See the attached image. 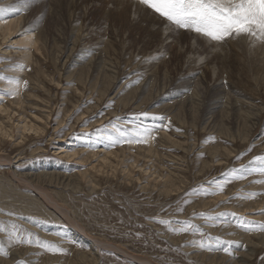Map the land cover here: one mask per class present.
<instances>
[{"label":"rangeland","instance_id":"1","mask_svg":"<svg viewBox=\"0 0 264 264\" xmlns=\"http://www.w3.org/2000/svg\"><path fill=\"white\" fill-rule=\"evenodd\" d=\"M1 7L0 264H264V0Z\"/></svg>","mask_w":264,"mask_h":264},{"label":"bare ground","instance_id":"2","mask_svg":"<svg viewBox=\"0 0 264 264\" xmlns=\"http://www.w3.org/2000/svg\"><path fill=\"white\" fill-rule=\"evenodd\" d=\"M215 1H217V2H219V3H221V4H223V5H230V4H232V3H240V0H215ZM123 4V3H122ZM136 5V4H135ZM137 8V7H136ZM139 9V8H138ZM144 9V8H143ZM131 10V9H130ZM140 10V9H139ZM141 11V10H140ZM144 11H145V9H144ZM143 12V11H142ZM147 12V11H146ZM8 13H10V10L7 8V7H1L0 8V16H4V15H6V14H8ZM130 13V12H129ZM128 13V14H129ZM135 14V13H134ZM153 16V15H152ZM154 19V18H153ZM157 19V18H156ZM161 21V20H160ZM158 22V21H157ZM162 22V21H161ZM256 22H257V25L256 26H253L251 29H248V30H246L244 33H242L241 31V33L239 32V34H237V36L238 35H240V34H242L243 36H241V37H245L246 36V39H250L251 40V38H248V37H250V35L252 36L253 34H255L256 32H259V34H258V36H257V39H256V42L254 43V44H252L253 45V47H259L260 45H261V43H264V28L262 27L263 26V22H261V21H259L258 19L256 20ZM159 23V22H158ZM165 23V22H164ZM219 24V23H218ZM233 24V23H232ZM235 24V23H234ZM20 25H21V22L20 21H17V22H15V23H10L9 25H7V26H5V27H2L1 28V30H3L4 31V36H5V38H7V36H11L12 34H14L15 32H17L18 31V29H19V27H20ZM230 25V24H229ZM236 25H238L237 23H236ZM170 27V26H169ZM222 27V26H221ZM229 27V26H228ZM231 27H232V25H231ZM230 27V29L233 31V27L231 28ZM172 28V27H171ZM217 29V26H216V24L214 25V23H213V29ZM219 28H220V24H219ZM167 29V28H166ZM216 29H215V31H216ZM220 30V29H219ZM236 30V29H235ZM191 33V32H190ZM189 33V34H190ZM236 33H237V31H236ZM198 35V34H197ZM194 36V35H193ZM195 36H196V34H195ZM194 36V37H195ZM236 36V37H237ZM198 37V36H197ZM199 38V37H198ZM239 38V37H238ZM201 39H203V38H201ZM255 40V39H254ZM253 40V41H254ZM260 40H263V41H260ZM207 41V40H206ZM240 41V40H239ZM242 41H244V38L242 39ZM248 41V40H247ZM243 43V42H242ZM251 43V42H250ZM30 44H32V38H30ZM242 46V45H241ZM251 46V45H250ZM35 47V46H34ZM73 50V49H72ZM72 53V52H71ZM101 60V59H100ZM80 62V61H79ZM99 64V63H98ZM264 65V64H263ZM91 69V68H90ZM112 71V70H111ZM115 72V71H114ZM112 73V72H111ZM110 76V75H109ZM115 76H116V74H115ZM264 76V75H263ZM114 77V76H113ZM262 83V82H261ZM144 86V85H143ZM113 87V86H112ZM190 95V94H189ZM229 97V96H228ZM113 98V97H112ZM189 99V98H188ZM178 102V101H177ZM254 108V107H253ZM256 109H257V107H256ZM177 111V110H176ZM178 114V113H177ZM171 115V114H170ZM176 116V115H175ZM257 116V115H256ZM180 117V116H179ZM178 118V117H177ZM256 119V118H255ZM180 120H181V118H180ZM23 130H24V132H32V131H34V132H38V130L37 129H35V127L34 126H28L27 124H25L24 126H23ZM2 133H4V135L6 136V137H10L11 136V134H9L7 131H5V132H3L2 131ZM64 140V139H63ZM167 141V140H166ZM171 145H172V143H171ZM108 154H110V153H108ZM150 154V153H149ZM65 155V154H64ZM112 155V154H111ZM68 156V155H67ZM124 157H125V155H123ZM72 157H74V155L72 156ZM102 157V156H101ZM68 158H69V156H68ZM100 158V157H99ZM110 159V155H105L104 157H102V161H104V162H108V160ZM112 159H113V157H112ZM10 161H11V159H9ZM6 157H4V156H0V162H2V163H6V164H11V162L9 161ZM115 160V159H114ZM119 160H120V158H119ZM122 160V159H121ZM148 160V159H147ZM139 161V160H138ZM133 163V162H132ZM135 163V162H134ZM133 163V164H134ZM110 166H113V163H111V161L109 162V168H111ZM133 167V166H132ZM114 167H112V169H113ZM104 169V168H103ZM111 169V170H112ZM115 169V168H114ZM46 171V170H45ZM49 173V172H48ZM37 175V174H36ZM40 175V174H39ZM68 175V174H67ZM52 176V175H51ZM56 176V175H55ZM83 177H84V175H82ZM158 177V176H157ZM55 178H57V177H55ZM85 178V177H84ZM161 178V177H160ZM20 179H22L23 180V182H26L27 183V179H25V178H20ZM167 179V178H166ZM57 180V179H56ZM67 181V180H66ZM161 181V180H160ZM64 182V181H63ZM69 182V181H68ZM167 182V181H166ZM65 183V182H64ZM67 183V182H66ZM70 183V182H69ZM69 183H67L68 184V187H69ZM164 183V182H163ZM173 185V184H172ZM62 186H64V185H62ZM70 186H71V184H70ZM72 187V186H71ZM97 187V186H96ZM173 187V186H172ZM43 190H45V189H43ZM92 190V189H91ZM42 190H40V191H38V194L39 195H41L42 197H43V199L45 200V202L47 203L46 205H48V206H50V207H52V208H54V210H56L60 215H63V216H65L67 219H69L70 220V217H69V215H68V212H67V210L66 209H64V208H62V207H60L58 204H57V202H55L54 201V199L52 198V196L48 193V192H41ZM48 191V190H47ZM41 197V198H42ZM212 199V198H211ZM210 199V200H211ZM219 200V199H218ZM226 200V199H225ZM44 202V203H45ZM245 211V210H244ZM191 219V218H190ZM74 224H75V228H77V230H79L80 232H81V235H83V236H86L85 235V232H84V230L82 229V227L81 226H79V225H77L75 222H74ZM241 234V233H240ZM247 234V233H246ZM241 236V235H240ZM255 236V235H254ZM80 237V236H79ZM87 237V236H86ZM261 237V236H260ZM83 238V237H82ZM88 238V237H87ZM91 238V237H90ZM90 238H88V240L90 241V242H92V243H94L96 246H99V247H106V248H110L111 247V250H117V251H119V252H121L122 254H125V255H128L127 254V252L125 251V250H123L122 248H120V247H116L115 245H110V244H107V243H103V242H101V241H96V240H94V241H92ZM246 239V238H245ZM262 242V241H261ZM263 242H264V240H263ZM252 244V243H251ZM260 245V244H259ZM262 245V244H261ZM253 246H256L255 244L253 245ZM116 251V252H117ZM251 251V249L250 248H248V250H247V252H250ZM253 252V251H252ZM239 253V252H238ZM241 254V253H240ZM248 254V253H247ZM18 255V254H17ZM245 255V254H244ZM248 257V256H247ZM144 258V257H143ZM134 259L135 260H137V263H139V264H153L152 262H150V261H148V260H143L142 258H140V257H134ZM145 259V258H144Z\"/></svg>","mask_w":264,"mask_h":264}]
</instances>
